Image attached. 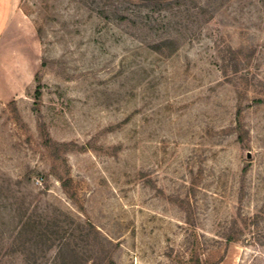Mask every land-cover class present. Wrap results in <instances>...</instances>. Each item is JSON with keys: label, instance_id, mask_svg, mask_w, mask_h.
Returning <instances> with one entry per match:
<instances>
[{"label": "rangeland", "instance_id": "rangeland-1", "mask_svg": "<svg viewBox=\"0 0 264 264\" xmlns=\"http://www.w3.org/2000/svg\"><path fill=\"white\" fill-rule=\"evenodd\" d=\"M9 8L0 241L25 198L102 264H264V0H21L16 39Z\"/></svg>", "mask_w": 264, "mask_h": 264}, {"label": "trees", "instance_id": "trees-1", "mask_svg": "<svg viewBox=\"0 0 264 264\" xmlns=\"http://www.w3.org/2000/svg\"><path fill=\"white\" fill-rule=\"evenodd\" d=\"M145 4L159 3L160 0H139ZM166 42H175L174 40ZM163 45V44H162ZM172 50L169 52V54ZM37 98L41 96V85L36 91ZM42 181H45L42 179ZM14 205V204H13ZM9 214V230L3 233L0 241V264H7L15 255H23L25 264H102L98 255H85L81 252L80 244L91 243V232L98 233L92 223H88L89 230L82 225L80 234L77 235L76 228L68 225L57 216H50L49 210L44 211L38 205L31 208V202L25 198ZM7 224V223H6ZM100 241V240H99ZM107 262L112 261V254L106 249L104 241L101 245ZM55 248L53 258L49 257V251ZM49 259H51L49 261Z\"/></svg>", "mask_w": 264, "mask_h": 264}, {"label": "crops", "instance_id": "crops-1", "mask_svg": "<svg viewBox=\"0 0 264 264\" xmlns=\"http://www.w3.org/2000/svg\"><path fill=\"white\" fill-rule=\"evenodd\" d=\"M20 3L21 0H9V32L6 34L11 37V39H16L20 37V28L18 27L19 16H20Z\"/></svg>", "mask_w": 264, "mask_h": 264}]
</instances>
